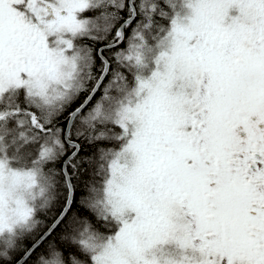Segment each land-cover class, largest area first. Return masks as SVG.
<instances>
[{"label":"snow or ice","instance_id":"snow-or-ice-1","mask_svg":"<svg viewBox=\"0 0 264 264\" xmlns=\"http://www.w3.org/2000/svg\"><path fill=\"white\" fill-rule=\"evenodd\" d=\"M0 264H264V0H0Z\"/></svg>","mask_w":264,"mask_h":264}]
</instances>
